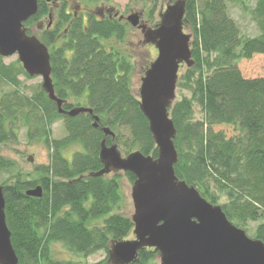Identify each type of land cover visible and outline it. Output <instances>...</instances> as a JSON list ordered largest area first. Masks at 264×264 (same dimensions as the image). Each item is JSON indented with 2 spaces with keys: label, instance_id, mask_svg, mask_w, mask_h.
<instances>
[{
  "label": "trees",
  "instance_id": "trees-1",
  "mask_svg": "<svg viewBox=\"0 0 264 264\" xmlns=\"http://www.w3.org/2000/svg\"><path fill=\"white\" fill-rule=\"evenodd\" d=\"M37 1V14L24 26L28 35L36 29L48 48L55 94L66 101V111L83 102L99 118V126H92L89 114L60 115L41 85L31 95L21 92L17 76L30 77L18 61L5 66L0 57V84L12 89L0 94V145L14 141V126L21 124L27 140L42 139L49 153L48 164L33 173L0 156V177L7 176L1 186L11 244L17 264H77L55 258L53 244L84 259L103 251L104 262L96 264H107L109 247L132 237L133 223L121 212L120 181L123 176L133 183L135 177L129 172L92 176L103 168L101 128L114 133L106 144L113 141L125 155L140 151L157 157L148 121L131 89L132 64L118 49L128 26L113 16L74 17L66 1L55 10L45 0ZM254 1L247 8L241 0H186L183 25L191 34L194 65L183 71L180 66V98L169 109L176 130V177L219 205L238 228L264 218V76L245 78L238 67L241 59L264 55V0ZM229 4L239 5L257 34L243 35L229 15ZM49 14L52 26L46 28ZM41 23L45 29L38 28ZM111 40L114 44H108ZM58 121L65 136L54 139L51 127ZM217 127L232 132L227 135ZM73 145L81 151L68 160L63 151ZM36 186H41L42 197H27L25 192ZM253 237L264 242V222ZM157 257L154 249L144 248L130 264H156Z\"/></svg>",
  "mask_w": 264,
  "mask_h": 264
},
{
  "label": "water",
  "instance_id": "water-1",
  "mask_svg": "<svg viewBox=\"0 0 264 264\" xmlns=\"http://www.w3.org/2000/svg\"><path fill=\"white\" fill-rule=\"evenodd\" d=\"M185 5L186 0H170L154 28L140 23L136 13L126 18L128 24L140 30L143 43L157 50V57L141 78L138 92L139 108L148 121L157 157L145 156L140 151L123 156L113 141L106 144V137L114 139V133L101 128L104 138L98 155L103 168L92 176L129 172L135 177L131 189L134 212L130 217L134 238L113 243L108 249L107 264H130L144 248L158 253L159 264H264V242L249 238L227 219L219 205L209 203L175 175L176 130L169 109L176 98L180 65H194L191 35L183 31ZM37 10V0H0V57L16 55L29 77H40L43 92L55 103L60 115L89 114L92 126L98 128L99 118L91 108L66 111V101L56 96L48 48L36 37V29L28 35L24 26ZM28 160L32 161L30 157ZM42 193L41 186H36L25 195L41 198ZM4 209L0 185V264H17Z\"/></svg>",
  "mask_w": 264,
  "mask_h": 264
},
{
  "label": "rangeland",
  "instance_id": "rangeland-1",
  "mask_svg": "<svg viewBox=\"0 0 264 264\" xmlns=\"http://www.w3.org/2000/svg\"><path fill=\"white\" fill-rule=\"evenodd\" d=\"M63 1L67 2V10L72 13H78L80 15L92 13L98 16L99 11L106 13V10H111L110 15H123L124 17L129 16L131 13L136 12L141 14V20L147 26H153L159 22L158 15L165 11L166 5L170 4V0H109L107 2H99L96 4H87L85 2H78L76 0H55L53 4H48L50 9L55 10L60 6ZM247 8L254 6V0H241ZM151 15L150 11L153 10ZM229 15L237 22L241 32L244 36L252 37L257 34V31L251 23L248 16H244L239 5L229 4ZM80 11V13H79ZM152 16V17H151ZM186 34H190L188 29H184ZM111 40L108 44H114ZM59 45V43H56ZM107 46V45H106ZM118 49L127 57L129 62L132 64L131 71V89L132 92L138 96L139 87L141 84V78L144 76V72L151 62H153L157 56V51L152 45H145L142 43V35L137 28L128 26L127 35L123 40V43L118 44ZM2 62L5 66H15L17 62V56L13 55L8 58H3ZM238 67L245 78H257L264 76V55H254L251 59H241L238 62ZM185 67L182 69V71ZM180 71V72H182ZM19 81V89L21 92L27 95H31L33 91L41 85L40 77L27 78L24 75L17 76ZM12 90L10 87L0 84V94ZM182 95H187L185 92ZM180 98V93L176 90V100ZM74 103V101H71ZM84 106L83 102L80 104ZM80 106V107H82ZM79 107V106H78ZM199 110L195 109V116L198 117ZM14 126L16 129V139L14 141L7 142L0 145V156L10 159L25 173H33L34 170L43 165L48 164L49 153L47 147L43 143L42 139L36 141H28L26 138V129L23 126ZM217 130H223L227 135H230V131L226 127H217ZM52 138L60 139L65 136V131L61 121L54 123L51 127ZM118 150L123 156H126L122 149L118 146ZM81 151L80 146L73 145L67 150L63 151L65 158L70 160L73 153ZM31 158L30 162L28 158ZM115 173H109L110 176ZM7 176L0 177V185L2 179ZM121 193L123 195L122 202V213L128 217L133 215V204L131 200V189L132 183H130L125 177L121 176ZM221 204V203H220ZM264 222V218L260 221ZM260 222H249L244 228H240L245 231L246 235L251 238L253 233ZM235 226V225H234ZM133 239V236L130 238ZM53 255L57 259L74 260L77 264H96L104 262L106 253L103 251L92 254L87 258L77 256L66 251L60 244H53ZM159 264V258L156 259V264Z\"/></svg>",
  "mask_w": 264,
  "mask_h": 264
},
{
  "label": "flooded vegetation",
  "instance_id": "flooded-vegetation-1",
  "mask_svg": "<svg viewBox=\"0 0 264 264\" xmlns=\"http://www.w3.org/2000/svg\"><path fill=\"white\" fill-rule=\"evenodd\" d=\"M110 11H111V10H106V13H104L103 10H102V11H99V13H98V14H99V17H101V18H103V17H105V16H107V17H111V15H110L111 12H110ZM79 13H80V11H79ZM72 14H73L74 17H77V16H78V13H75V12L73 13V12H72ZM81 14H83V13H81ZM87 14H88V13H87ZM87 14H83V16H84L83 18H86V15H87ZM43 25H44V24L41 23V25H40L41 29H45V28H44L45 26H43ZM51 26H52V22H51L50 25L47 26V28H50Z\"/></svg>",
  "mask_w": 264,
  "mask_h": 264
}]
</instances>
